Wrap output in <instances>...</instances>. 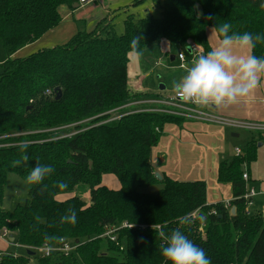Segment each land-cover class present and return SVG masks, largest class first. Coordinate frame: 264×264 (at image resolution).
Segmentation results:
<instances>
[{
  "label": "trees",
  "instance_id": "trees-1",
  "mask_svg": "<svg viewBox=\"0 0 264 264\" xmlns=\"http://www.w3.org/2000/svg\"><path fill=\"white\" fill-rule=\"evenodd\" d=\"M154 1L159 17L127 15L121 35L112 16L76 32L64 45L17 58L16 52L60 24L62 8L79 7L80 0H0V46L6 56L0 63V233L6 229L25 251L0 253V264H168L161 255L166 246L158 235L161 225L168 236L181 231L211 264H264V219L259 213L247 216L243 199V167L256 160L253 139L241 155L217 167L218 183L231 185L233 193L226 208L221 202L207 204L204 181L155 176L152 149L166 124L180 125L184 119L143 111L109 121L111 112L134 96L128 86L134 36L141 37V53L164 40L180 48L193 42L206 54L211 50L208 28L216 34L229 23L230 33L264 35V0ZM253 54L264 58V41ZM68 126L76 129L70 137L43 133ZM23 142L27 149L22 150ZM25 154L28 162L13 167L12 161ZM37 163L54 171L32 185L23 205L4 210L8 174L26 180ZM106 175L117 178L119 189L102 184ZM60 182L67 188H59ZM156 184L162 185L157 193L142 192ZM80 187L87 189L89 202L75 195ZM69 209L77 214L75 225L61 222ZM184 217L187 222L181 223ZM114 226L119 227L116 242L103 236ZM45 235L59 238L53 246L61 239L79 245L68 255L40 256L34 249L45 245ZM28 250L34 255L27 256Z\"/></svg>",
  "mask_w": 264,
  "mask_h": 264
},
{
  "label": "crops",
  "instance_id": "crops-1",
  "mask_svg": "<svg viewBox=\"0 0 264 264\" xmlns=\"http://www.w3.org/2000/svg\"><path fill=\"white\" fill-rule=\"evenodd\" d=\"M96 2H99L101 5L102 16L95 24H89V27L83 25L86 28L84 29L86 31L95 28L96 24L101 20L111 18L114 15L112 10H117V8L112 7L107 0H97ZM73 10L74 9L68 10L65 7L61 9L62 20L56 28L49 31V33L53 32L55 34L53 35V38L48 39L46 44H42V39L40 38L33 44L16 52L14 57L22 58L34 52L37 48V50H40L60 45L61 43L56 40H65L67 37L66 33H68L67 27L69 26L70 29L72 28V25L74 27V23L71 22V18H69V15L73 14ZM80 22L81 24L83 23L82 21ZM206 34L211 48L216 46L218 41L215 32L211 28H208ZM155 51L164 56V59H169L170 63L175 62L176 68H178L179 62L176 59V55L179 50L177 47L170 46L169 43L164 40L150 45L142 52V55L140 56L142 66L144 65V59L148 56V52L153 53ZM172 51L175 52L172 53ZM158 63L161 65L163 64L164 66L167 65V62L163 60L161 61L160 59L158 60ZM142 68L145 70L149 69L146 67ZM178 70L180 74L176 80L177 82H179L185 74V72L179 68ZM149 71L150 70L145 74H141L140 77H134L131 79L128 77V85L132 95H142V98L140 99H146L145 97L147 95H150L149 97H151V93L154 92L152 91L153 89L143 87V80L145 76L149 74ZM150 82L151 80L149 83ZM160 86H163V90H159L161 93V91L165 90V86L162 83ZM149 97H147V99H149ZM140 99H137L135 102H130L126 106L130 107ZM156 99L163 100L161 96ZM135 107L130 108V110H137ZM201 109L226 120L264 124V77L261 78L259 86L254 93L251 96L242 99L240 102L228 107L217 108L215 106H208ZM241 131L246 130H231L228 127L205 123L194 119H185L180 125L166 124L163 128V135L157 146L152 149V165L157 173L164 174L175 180H177L176 178H184L191 181H204L206 184V201L208 205L218 202L224 204L226 201L231 203L233 199L231 185L220 184L217 181L218 165L221 162L232 160L236 156L235 149L241 150L251 139H253L255 143V154H257L258 147L264 145V142L260 143L261 140H264V131H247V133L249 132L250 137L248 139H243L245 140L243 146H237ZM250 165L246 168L249 178L246 185L256 191V196L253 198L264 196V177L262 180L255 177V172L253 173V171H251ZM209 184L211 185L210 188L208 187ZM207 194H211V198H208ZM250 211L252 214L253 212L261 214V212L254 211L253 209H250ZM261 216L263 217L262 214ZM11 239L13 238H9V243L15 244L14 240L13 242L10 241ZM6 243L8 242L0 237V253L18 255L17 253L5 251L7 247ZM17 247L20 246L17 245Z\"/></svg>",
  "mask_w": 264,
  "mask_h": 264
},
{
  "label": "clouds",
  "instance_id": "clouds-1",
  "mask_svg": "<svg viewBox=\"0 0 264 264\" xmlns=\"http://www.w3.org/2000/svg\"><path fill=\"white\" fill-rule=\"evenodd\" d=\"M231 25L224 23L217 29V44L206 54H201L192 61L191 65H184L185 74L179 82H173V89L177 97L184 103H191L204 108L215 106L228 107L251 96L264 77V58L253 54L258 42L264 41V35L251 33H230ZM141 37L134 36L131 40L133 59H139ZM28 142L22 143V150L27 149ZM29 157L25 154L20 159L12 161L13 167L26 164ZM54 171L50 165L37 163L26 177V183L39 185ZM58 187L67 188L65 182H60ZM36 219L39 221L40 217ZM61 222L75 225L77 214L69 209L61 217ZM187 222V217L181 223ZM159 227V237L166 241L162 246L161 255L168 264H211L206 252L197 246L191 239L179 230H174L170 236L166 235L164 228ZM46 254H51L53 245L58 242L56 236L45 235Z\"/></svg>",
  "mask_w": 264,
  "mask_h": 264
},
{
  "label": "rangeland",
  "instance_id": "rangeland-1",
  "mask_svg": "<svg viewBox=\"0 0 264 264\" xmlns=\"http://www.w3.org/2000/svg\"><path fill=\"white\" fill-rule=\"evenodd\" d=\"M96 1L92 3H87V4L79 3V7L72 8L74 9L73 14L69 15V18H71L70 21L74 23V27L73 25L71 29L69 26L67 27L68 33H66L67 37L65 38V40H56L59 43H61L60 45H64L65 43H67L69 39L74 34H76V32L84 31V29L86 28L83 25H87L89 27V24H93V23L95 24L101 18L102 16L101 5L99 2L97 3ZM107 1L111 4L112 7L117 8V10L115 11L112 10V12L114 13L113 23H114L115 32L117 35H121L123 33V30H124L123 21L125 20L127 15L131 14V15H134V17L136 18H144L148 14L156 18L159 17V8H158L159 5L154 0H143L139 2H137L136 0H107ZM67 9L71 10L70 8H67ZM197 13L198 14L200 13L199 9H197ZM80 21H82L84 24L83 23L81 24ZM48 33H46L41 38L42 44H46L48 42V39L53 38V35L55 34L53 32L49 34ZM56 46H59V45H56ZM177 48L179 50L180 47H177ZM37 49H35V51ZM174 52L175 51H172V53ZM5 58L6 56H5L4 50L0 46V63L3 62ZM164 58L165 57L158 54L157 51L153 53L148 52V56H146V59H144L143 61L144 65L142 66L140 58L133 59L132 54L128 55V77L130 79L134 77H140L141 74H145L148 72V70H150L149 74L145 76L143 80V87H147L148 89H153L152 91L154 92L151 93V97H149L150 95H147L145 97L146 99H140L142 98V95L135 94L134 96H131V100H129L127 104L111 112L112 114L110 115L111 117L109 118L110 119L109 121L117 120L119 116H121L123 113L127 111L129 113L133 111L135 112L148 111V112H153L157 114L182 118L181 114L183 111L181 110V107H176V108L164 107L163 108L162 105H159L158 103H156V98L160 96L164 100H168L169 98L173 97L174 95L173 82L174 81L177 82L176 80L180 74L178 68H176V63L175 62L170 63L169 59L167 58L164 59ZM159 59L161 61L163 60L167 62V65L164 66L163 64L162 65L159 64L158 63ZM142 67H146L147 69L148 68L149 69L145 70ZM150 80L151 82L149 83ZM161 83L164 84L165 90L161 91L160 93L159 86ZM136 97H138L137 99H140L137 103H135L134 105L130 107L126 106L130 102H133V101L135 102L137 100ZM147 97H149V99H147ZM134 107L137 110H134V109L130 110V108H134ZM182 119L185 120V118H182ZM87 122L88 121H84L82 122V124H86ZM43 133H45L48 136H53V138L59 139V138L72 136L73 134L76 133V129H74V126H68V127L60 128V130H55V129L46 130ZM162 135H163V131H162ZM240 135L241 136L238 139L239 143L237 144V146L241 147L245 144V140L243 139L244 138L248 139L250 137V134L249 132L247 133V131H241ZM17 136L18 135H15V137ZM263 142L264 140L260 141V143H263ZM242 150L243 148L241 149V151ZM250 169L251 171H253V173L255 172V177L262 180V178L264 177V145L258 147L257 154H256V160L254 161V163L250 165ZM243 173H247V170L245 167H243ZM176 179L179 181H191V180H186L184 178H176ZM102 184L112 190L119 189L120 187L119 181L113 175L104 176L102 179ZM31 187L32 185L26 183V180L19 178L18 175L13 174V173L8 174L7 183L4 189V201H3L2 208L6 211H11L17 205H23L29 199L28 193ZM161 187H162L161 184H156L152 187L146 188L142 192L147 193V194H155L157 193L158 190L161 189ZM208 187L210 188L211 185L209 184ZM75 195L79 196L85 203L89 202L87 189L85 187H80L79 190H76ZM207 196L208 198H211V194H207ZM63 198L64 197H59L57 199L63 200ZM250 209L261 212L264 218V196L253 198L252 206L250 207ZM253 214H257V213L253 212ZM10 236L11 234L8 235V239L10 238ZM6 242L8 243H6L7 247L5 251L11 252V253H17L18 255L25 254L24 249L17 247L16 243L11 244L9 243V241H6Z\"/></svg>",
  "mask_w": 264,
  "mask_h": 264
},
{
  "label": "built area",
  "instance_id": "built-area-1",
  "mask_svg": "<svg viewBox=\"0 0 264 264\" xmlns=\"http://www.w3.org/2000/svg\"><path fill=\"white\" fill-rule=\"evenodd\" d=\"M96 0H80V4H87L95 2ZM204 54V50L198 46L197 44L190 42L185 47H182L179 49L176 59L178 60V68L180 70L184 71V65H191L192 61H194L196 58H198L199 55ZM156 103L159 105H162L163 108H176L181 107V110L183 111L181 114L182 118L185 119H194L199 120L202 122L220 125L223 127H228L232 130H246V131H264V124H255V123H248V122H241V121H235V120H226L220 117H217L215 115H212L211 113H208L206 111H203L200 107L193 105L191 103H184L182 102L174 92L173 97L169 98L168 100H160L156 99ZM168 111V109H167ZM180 116V115H179ZM236 156L241 155V150L235 149ZM243 180L248 183V175L247 173H243L242 175ZM256 196V191L253 188H250L246 185V192L243 195V199L246 202V209L245 214L247 216H251L252 213L250 212V207L252 205V198ZM226 208L231 207L230 202L226 201L224 203ZM234 210V208H233ZM122 227L131 228V225L123 224ZM119 229V227H110L107 228V231L103 236L108 237L111 241L116 242V235L115 232ZM8 231L6 229H2L0 233V237L6 241H8ZM78 243H75L72 240H66L61 239L59 241V244L56 246H53L55 250L51 252V254H46L43 250L45 245H43L40 248H35L34 253L40 256L49 257L53 254H64L68 255L76 250L78 247Z\"/></svg>",
  "mask_w": 264,
  "mask_h": 264
},
{
  "label": "water",
  "instance_id": "water-1",
  "mask_svg": "<svg viewBox=\"0 0 264 264\" xmlns=\"http://www.w3.org/2000/svg\"><path fill=\"white\" fill-rule=\"evenodd\" d=\"M77 7H78V5H74V6H73V8H77ZM159 89H160V90H163V86H159ZM60 96H61V94H60V92L58 91L57 94H56L55 99H59ZM155 176H156L158 179H160V176H159L158 173H155ZM232 212H234V211L232 210ZM10 241L13 242V239H11ZM26 254H27V256H33V255H34V253H33L32 251H29V250L26 251Z\"/></svg>",
  "mask_w": 264,
  "mask_h": 264
}]
</instances>
